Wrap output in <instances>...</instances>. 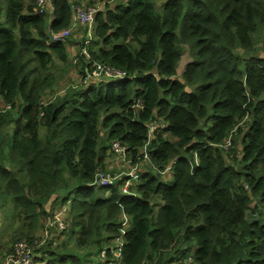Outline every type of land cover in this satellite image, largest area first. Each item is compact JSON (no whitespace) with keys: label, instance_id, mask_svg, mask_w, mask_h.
Returning a JSON list of instances; mask_svg holds the SVG:
<instances>
[{"label":"trees","instance_id":"trees-1","mask_svg":"<svg viewBox=\"0 0 264 264\" xmlns=\"http://www.w3.org/2000/svg\"><path fill=\"white\" fill-rule=\"evenodd\" d=\"M116 1L97 13L88 50L128 76L54 93L52 66L71 52L48 29L69 27L81 0H53L52 14L39 13L36 0H0V109L11 106L0 112V190L14 206L11 220L21 222L12 241L32 242L42 221L67 206L77 247L107 248V262L123 213L130 227L122 264L188 256L191 264H264V220L253 216L264 208V0ZM184 46L192 58L180 81ZM79 61L85 75L92 62ZM155 122L164 126L149 138ZM231 135L242 136L239 168L220 147ZM115 141L138 167L127 194L124 177L96 183ZM147 142L149 169L138 158ZM50 246L34 264H56L58 254V264H85Z\"/></svg>","mask_w":264,"mask_h":264},{"label":"built area","instance_id":"built-area-1","mask_svg":"<svg viewBox=\"0 0 264 264\" xmlns=\"http://www.w3.org/2000/svg\"><path fill=\"white\" fill-rule=\"evenodd\" d=\"M106 3L107 2H103V6ZM109 3H112V1H110ZM85 4L86 3L79 2V4H74L72 6L73 14L69 27L56 32L51 30L53 36L52 41L61 42L67 40L71 36V34H73V32L79 30L80 28H85L87 30L86 36L88 35V39L84 41V45L81 48L79 56L84 57L89 63L92 62L91 70L89 72H87L85 75L79 74V71L75 73V80L73 82H70L69 84H66L64 89L61 90L60 93H63L70 88H76L78 85L82 87L88 86L90 82H92V80L101 78L123 80L128 76V73L124 70H118L114 67H110L92 60L88 50V46L92 42L93 35H95L94 31L96 26V15L103 8V6H89ZM36 10L39 13L52 14L54 10L53 0H36ZM79 56L77 55L73 57L72 62L74 64L78 63ZM140 105L141 101H138L136 103V107H140ZM9 109H11L10 105H4L1 106L0 112H5ZM163 126L164 124L155 122L149 128V138L156 129ZM148 144L149 142H147L143 149L139 152L138 158L139 160L143 159L145 163L151 165V156L148 152ZM232 146V135L228 137L222 145H220V147L225 150H229L230 148H232ZM110 152L116 159V168L118 167L117 169L123 170V168L126 167V162L132 163L129 156L128 146L122 144L120 141H115L111 145ZM196 164L198 163L196 162ZM137 170L138 167L135 166L125 175L122 174V171L118 176H115L114 173L110 174L108 173V171L101 172L97 176L96 183L100 184L103 187H110L120 178L122 179L124 177L125 179L123 181L121 189L123 193L127 194L129 193L128 188L134 185L135 182H139V175L137 174ZM67 212L68 210L66 206L59 211L54 212L49 220L44 221V224L40 228L39 232H37L33 236L34 240L32 242L28 239L17 240L11 246L10 250H8L7 252H0V264H34L33 259L37 251L50 243L54 239L53 237H55L56 235H60L68 229L70 220H66ZM126 230L127 228L123 226V235L120 236L121 238L117 239V244L119 247L117 249H111L110 252L112 255V259H110L111 261L109 262L106 261V264H122L121 246L123 244L122 238L125 235ZM101 254V259L102 257V260H104V258L106 259L107 249H104Z\"/></svg>","mask_w":264,"mask_h":264},{"label":"rangeland","instance_id":"rangeland-1","mask_svg":"<svg viewBox=\"0 0 264 264\" xmlns=\"http://www.w3.org/2000/svg\"><path fill=\"white\" fill-rule=\"evenodd\" d=\"M103 2H106V0H81V3H86L85 5L88 4L89 6H103ZM115 2H117V1L114 0V3ZM161 2H162V0H157V4L159 6H160ZM79 30H77L73 34H71V37L66 40L67 48L71 52L69 55L68 62L62 63L60 61H57V62H54L53 66H52L54 83H53V87L51 89L54 93H57L60 90V88L63 86V82H66L67 80H69L72 72L74 73V76L72 75V81H73V79H75V73H77L79 71L80 61L77 64H74L72 62V59H73L72 55H73L74 51H78L77 55L79 56L81 48L84 45V41L86 39H88V35L86 36V34H84L83 37L78 36ZM76 32H78V33H76ZM94 40H96L95 35H93L92 42ZM257 44H261V42L259 41ZM78 45H79V49H78ZM257 52L263 54V50L260 48V46L257 47ZM80 57L81 56H79V58ZM191 58H192V53L190 51V48L188 46H184V54H183L182 60L180 62V65L178 67V73H177V78L180 81H183L182 80V73H183L184 67L186 66L187 63H189ZM68 82H71V81L69 80ZM103 86H106V83ZM48 97H50V94H48L47 98ZM233 140H235V142H233V147L228 150V153H230L231 164L233 166H235L236 168H239L237 160H239L242 156V154H241L242 136L237 135L236 137L233 138ZM106 162L109 166L108 167V173H110V174L114 173L115 176H118L119 173H121L122 171H123L122 174L125 175L126 173H128L132 169V166H133V163L126 162V167H124L123 170H118L116 168V159L114 156L108 157ZM141 166H143L144 168H148V167L150 168V165H148V164L141 165V162H140V167ZM142 172H143V170H141L140 173H142ZM135 184H136V182H135ZM259 207H261V208H259ZM259 207L258 208H259L260 213H258V211H256V212H254V214L253 213L252 214H253V216L257 215L258 218H261L262 220H264V208H262V205H260ZM12 208L14 209V206L12 205L11 201L9 199H6L4 197V195L2 194V191L0 190V209L8 211L7 213L4 212L5 214L3 215V217H2V212L0 214V217L2 219V220H0V224H1V226H0V252H5V251L7 252L8 250H10L11 246L14 244V242L12 241L13 232L17 228H19L20 224H21V222L19 220H11L10 216L12 215L11 214ZM256 208H257V206H255V209ZM60 209H62V207L56 208L53 212H51L49 214L48 217H46L45 220H49L52 217V214L56 211H59ZM250 214H251V212H250ZM252 214H251V216H252ZM45 220L42 221L41 227L44 224ZM66 220H70L68 229L65 232L61 233L60 235H56L55 237H53L54 239L51 241L50 248L55 249V250H62V248H60V247L65 246V248L72 250V252L74 254L79 255V257H81L85 261V264H99L101 262L102 263L104 262L106 264V259L104 258L103 261H102L103 257L101 259V256H102L101 253L102 252H99V250H97L96 248L90 249V248H79V247H77L76 236H79V234L77 235V233L73 234L71 232L72 231L71 219L69 217L68 212L66 214ZM120 220H123L122 222H123V226L125 228L129 227L130 218L128 216H125L122 213L120 215ZM36 233L37 232H35V234ZM115 242L118 243V240H116ZM186 246H187L186 243L182 242L179 249L186 248ZM105 249H107V248H105ZM175 253H176V251L172 252L171 254H175ZM177 254L178 253H176L175 255L177 256ZM179 256H180V254H178V259L180 261V258L182 255L180 257ZM192 261H193L192 257L188 256L187 258H185L182 261L181 264H191ZM54 262H56V264H58L59 254L54 257ZM44 263L46 264L47 261H44ZM66 264H73V260L68 259Z\"/></svg>","mask_w":264,"mask_h":264},{"label":"crops","instance_id":"crops-1","mask_svg":"<svg viewBox=\"0 0 264 264\" xmlns=\"http://www.w3.org/2000/svg\"><path fill=\"white\" fill-rule=\"evenodd\" d=\"M74 49H75V48H74ZM72 75L74 76V73H73V72L71 73V76H70L69 80L72 79ZM69 80H67L66 82H63V85H65V84H69V83H70V82H68ZM67 82H68V83H67ZM117 168H118V167H117ZM118 170H119V169H118ZM1 212H2V217H3V215L5 214L4 212L7 213L8 211H6V210H1V209H0V214H1ZM123 215L127 216L126 214H123ZM0 220H2L1 217H0ZM122 221H123V220H122ZM0 226H1V224H0ZM129 227H130V225H129ZM129 227H128V228H129ZM128 228H127V229H128ZM43 264H45V263H43Z\"/></svg>","mask_w":264,"mask_h":264},{"label":"water","instance_id":"water-1","mask_svg":"<svg viewBox=\"0 0 264 264\" xmlns=\"http://www.w3.org/2000/svg\"><path fill=\"white\" fill-rule=\"evenodd\" d=\"M48 37H49L50 41H52L53 36H52V32L50 29H48Z\"/></svg>","mask_w":264,"mask_h":264}]
</instances>
